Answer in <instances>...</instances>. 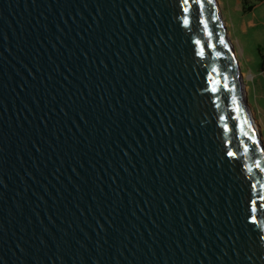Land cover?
I'll list each match as a JSON object with an SVG mask.
<instances>
[{
    "label": "water",
    "instance_id": "1",
    "mask_svg": "<svg viewBox=\"0 0 264 264\" xmlns=\"http://www.w3.org/2000/svg\"><path fill=\"white\" fill-rule=\"evenodd\" d=\"M186 7L0 0V264H264L262 131Z\"/></svg>",
    "mask_w": 264,
    "mask_h": 264
},
{
    "label": "rangeland",
    "instance_id": "2",
    "mask_svg": "<svg viewBox=\"0 0 264 264\" xmlns=\"http://www.w3.org/2000/svg\"><path fill=\"white\" fill-rule=\"evenodd\" d=\"M218 1L220 7L222 8L224 19L226 20V26L228 28L230 38L232 40V43L234 44L235 55L241 66L242 77L246 84V90L248 93L249 100L251 101V103H253L252 101L254 100L253 97L254 88L257 96L262 98L264 97V84L262 83V79L258 78L257 74L251 70V68L255 66L256 64L255 62H257L256 60L259 58V56L254 54L253 51H247L245 42L243 43L240 36L232 34L233 27L236 26L239 28H243L245 31L251 30L252 20L251 18H248L246 15L242 16L239 14L242 7L241 0H218ZM260 8H261V13L264 14V5L260 6ZM244 20H245V24L243 23ZM254 21H257L258 23L260 22L258 17L257 18L255 17ZM262 26H263V19L261 21V28H259L256 31V33L258 40L264 42V36H263L264 32ZM262 75L264 76V74ZM252 110H253V115L256 118L255 119L256 122L259 124V126L261 124L262 137L264 139V105L262 103L259 104L257 112L253 109V107Z\"/></svg>",
    "mask_w": 264,
    "mask_h": 264
},
{
    "label": "crops",
    "instance_id": "3",
    "mask_svg": "<svg viewBox=\"0 0 264 264\" xmlns=\"http://www.w3.org/2000/svg\"><path fill=\"white\" fill-rule=\"evenodd\" d=\"M262 5H264V0L254 3V5H252V7L249 10H244L243 9V3H242V7H241V10H240L239 14L242 15V16L246 15L248 18H251L252 27H251V30H248V31H245L243 28H239L237 26L233 27L232 34L240 36V38L242 39L243 43L245 42L247 51H253L254 54L259 56V58L256 60L257 62H255L256 63L255 66L252 67L251 70L254 71L257 74L258 78L262 79V83L264 84V76L262 75V74H264V71L260 70V68H259V61L261 59V56H260V54H259V52L257 50V47L259 45H263L264 46V42H261V41L258 40L257 33H256V31L259 28H261L262 19H263V26H262L263 28L262 29H263V32H264V14L261 13V8H260V6H262ZM239 14H237V15H239ZM255 17L256 18L258 17V19L260 20L259 23L257 21H254ZM235 18H237V17H235ZM243 23L245 24V20H244ZM263 36H264V34H263ZM253 97H254V100L252 101L253 102L252 103V107L257 112L258 105L261 104V103L264 105V97L262 98V97L257 96V94L255 92V88H254V92H253ZM260 129H261V124H260Z\"/></svg>",
    "mask_w": 264,
    "mask_h": 264
},
{
    "label": "snow or ice",
    "instance_id": "4",
    "mask_svg": "<svg viewBox=\"0 0 264 264\" xmlns=\"http://www.w3.org/2000/svg\"><path fill=\"white\" fill-rule=\"evenodd\" d=\"M189 2H190V0H178L179 7H180V9H181V11H182L183 13H187V12H189V8L186 7V5L189 4ZM192 2L195 3V4L198 5V6L201 4V0H192ZM207 2H208L209 4H211V3L213 2V0H207ZM200 23H203V21H200ZM183 24H184V25H188V24H189V19H188L187 17H183ZM196 43L199 44L200 41H196ZM221 43H223V41H221ZM200 55H203V52H202V51H201ZM212 91L215 92L216 89L213 88ZM232 103H233V104L236 103L235 98H233ZM237 110H238V109H237ZM222 119H223V117H222ZM226 128H227V126H226ZM245 135H247V133H245ZM245 150H247V149H245ZM227 155H228V156H233L234 153L231 152V151H229V152H227ZM260 200H264V196H261V197H260ZM255 203H256V202L253 201V204H255ZM258 208H259L260 210H264V204H260V205H258ZM258 208H257L256 206L252 207V208H251V212H256V211L258 210ZM249 219L252 220L253 222H255V217H253V216L250 215V216H249ZM258 238H259V240H260L262 243H264V235H259Z\"/></svg>",
    "mask_w": 264,
    "mask_h": 264
},
{
    "label": "trees",
    "instance_id": "5",
    "mask_svg": "<svg viewBox=\"0 0 264 264\" xmlns=\"http://www.w3.org/2000/svg\"><path fill=\"white\" fill-rule=\"evenodd\" d=\"M241 1L243 3V9L244 10H249L252 7V5H254V3L260 2V1H263V0H241ZM257 50H258V52H259V54L261 56V59L259 61V68H260V70L264 71V46L263 45H259L257 47Z\"/></svg>",
    "mask_w": 264,
    "mask_h": 264
},
{
    "label": "bare ground",
    "instance_id": "6",
    "mask_svg": "<svg viewBox=\"0 0 264 264\" xmlns=\"http://www.w3.org/2000/svg\"><path fill=\"white\" fill-rule=\"evenodd\" d=\"M234 54H235V52H234Z\"/></svg>",
    "mask_w": 264,
    "mask_h": 264
}]
</instances>
